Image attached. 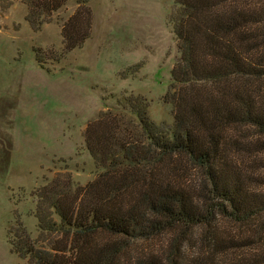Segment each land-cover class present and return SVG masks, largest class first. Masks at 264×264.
<instances>
[{
    "label": "trees",
    "instance_id": "16d2710c",
    "mask_svg": "<svg viewBox=\"0 0 264 264\" xmlns=\"http://www.w3.org/2000/svg\"><path fill=\"white\" fill-rule=\"evenodd\" d=\"M24 2L40 30L68 0ZM174 2L173 124L153 120L143 95L89 122L97 174L36 189L38 234L21 225L12 238L25 264H264V0ZM91 23L77 8L65 48Z\"/></svg>",
    "mask_w": 264,
    "mask_h": 264
},
{
    "label": "rangeland",
    "instance_id": "374dc122",
    "mask_svg": "<svg viewBox=\"0 0 264 264\" xmlns=\"http://www.w3.org/2000/svg\"><path fill=\"white\" fill-rule=\"evenodd\" d=\"M79 1L34 30L24 0H0V264L27 262L12 238L21 225L38 234L35 191L47 178L69 171L85 185L96 176L85 131L101 111L143 95L153 120L174 122L165 100L178 57L174 0ZM85 7L90 36L66 49L62 24Z\"/></svg>",
    "mask_w": 264,
    "mask_h": 264
}]
</instances>
